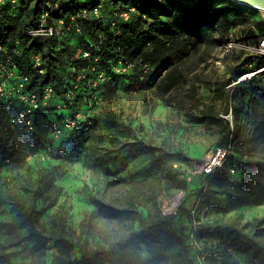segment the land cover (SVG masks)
Returning <instances> with one entry per match:
<instances>
[{
	"label": "trees",
	"instance_id": "obj_1",
	"mask_svg": "<svg viewBox=\"0 0 264 264\" xmlns=\"http://www.w3.org/2000/svg\"><path fill=\"white\" fill-rule=\"evenodd\" d=\"M42 1L33 0L32 5L30 0L0 4V61L9 57L17 62L19 72L31 78L30 90L40 97L44 87L53 89L47 104L35 112L34 132L24 125L12 128L6 111L0 109V172L17 166L20 157H33L47 147L52 148L51 153L58 149L59 146L50 142L55 138L51 126L58 121L51 117L50 111L58 107V100H64L69 112L75 115L81 109L84 97L90 95L89 90L92 93H114L124 86L129 92H138L159 84L169 92L180 82L175 72L181 63L202 46L214 44L215 33L237 25L243 13L241 6L224 0H117L125 4L132 2L137 11L130 20L121 21L115 27L95 19H81V33L72 28L65 29L60 37L29 36L26 31L39 24L38 11ZM64 1V8L76 13L77 0ZM94 1L102 0H87L86 6ZM259 30L261 39L264 36L262 18ZM81 39L86 40V44L78 51ZM35 54L41 55L43 74L31 63ZM119 59L134 62L136 66L128 73L116 74L111 64ZM144 64L149 68H143ZM92 67L106 72L107 79L90 88L88 82L96 78L95 73H89ZM163 72L167 74L161 79ZM251 72L254 74L250 78L232 86L228 99L230 104L224 110L226 115L233 113L234 122L231 125L230 120L225 119L226 140L219 146H231V153L214 173L202 175V185L191 206H176L166 213L160 207L156 194L151 199L152 205L140 210L131 205L116 206L90 194L89 200L98 215L134 223L126 234L103 246L82 247L81 256L73 257V234L64 217L51 218L50 231L41 225V217L57 204L62 193V186L58 183L62 175L59 168L41 166L37 167L34 184L24 188L28 193L27 202L0 194V210L7 204L17 206L12 219L0 220V233L5 236L0 243L1 248H28L31 252L29 264H198L189 231L178 219L183 214L192 221V208L197 198H200L199 212L210 209V198L217 193L225 195L226 210L264 204V117L258 105L260 99L264 100V55L249 57L246 68L237 73L235 80ZM83 74L89 78H83ZM70 90L75 93L72 102L67 98ZM70 139L63 146L74 152L80 143L76 136ZM124 148L125 159L149 154L152 166L160 164L164 157L192 159L181 151H167L142 140L126 142L122 151ZM234 170L238 171L237 177L233 175ZM178 182V187H188L186 179ZM260 226L257 222L253 232H246L235 224L201 223L198 239L203 240L207 236L221 239L225 244L223 250L204 245L206 250L220 256L219 260L208 257L207 264H238L232 258L233 252L243 254L248 264H264V241L261 239L264 233L257 231ZM51 241H54L58 255L48 263L46 249ZM14 255L15 252L0 254V264L10 261Z\"/></svg>",
	"mask_w": 264,
	"mask_h": 264
},
{
	"label": "rangeland",
	"instance_id": "obj_2",
	"mask_svg": "<svg viewBox=\"0 0 264 264\" xmlns=\"http://www.w3.org/2000/svg\"><path fill=\"white\" fill-rule=\"evenodd\" d=\"M224 1L237 4L233 0ZM29 3L32 5L33 0ZM239 6L243 11L239 23L228 30L219 29L214 44L204 45L186 58L175 72L180 82L171 91L165 92L159 84L138 92H129L124 86L114 93H92L89 90L90 95L84 97L81 109L75 115L69 112L64 100H58L60 106L50 114L68 135L63 141L50 140L54 146H59L55 152L25 159L20 157L17 166L0 172V194L27 202L28 193L24 188L34 184L37 167H58L62 173L58 179L62 193L57 204L41 217L40 222L50 231L51 218L64 217L73 234V257L81 256L82 247L103 246L126 234L134 223L98 215L89 200L90 194L116 206L131 205L140 210L152 205L151 199L156 194L166 213L176 206H191L204 179L202 175H192L193 164L225 142V119H229L231 125L234 122L232 112L229 115L224 113L230 104L232 86L254 74L247 73L235 80L237 73L246 68L249 57L264 55V52L248 47L260 39V11ZM78 44L79 51L84 48L86 40L81 39ZM166 74L163 72L161 79ZM258 105L264 117V100L260 99ZM68 120L75 123L72 129H67L65 122ZM74 136L78 137L80 146L70 152L63 144ZM136 140L171 152L181 151L192 159L164 157L156 166L151 165L149 154L125 159L126 148L122 151V147L126 142ZM237 174L238 171L234 170L233 175L237 177ZM185 179L188 187H178V181ZM209 203L211 207L205 218L208 224H235L246 232H253L258 222L261 226L257 231L264 233V204L226 210V197L222 193L211 196ZM16 207L12 204L3 206L0 220L12 219ZM178 219L188 232L191 226L188 218L180 214ZM4 238L0 233V243ZM261 239L264 241V234ZM202 242L206 246L225 248L221 239L205 236ZM46 250L50 263L58 255L54 241L48 243ZM7 252H15V255L1 264H29L31 260L28 248L5 250L0 246V254ZM232 258L238 264H248L243 254L233 252Z\"/></svg>",
	"mask_w": 264,
	"mask_h": 264
},
{
	"label": "built area",
	"instance_id": "obj_3",
	"mask_svg": "<svg viewBox=\"0 0 264 264\" xmlns=\"http://www.w3.org/2000/svg\"><path fill=\"white\" fill-rule=\"evenodd\" d=\"M87 0H77L78 10L76 13H71L68 8H64L66 2L64 0H43L38 11L39 24L26 31L29 36L37 37H60L65 33V29H72L78 33L82 32L83 24L79 20L95 19L98 22H103L104 25L115 27L119 22L130 20L134 12L137 11L136 6L131 2L125 4L117 0H102L94 1L89 7L86 6ZM92 1V0H91ZM6 2L15 3L17 0H0V4ZM261 18L264 21V10H259ZM68 18H70L68 20ZM251 49H257L264 52V36L255 45L248 44ZM89 56V53H85ZM31 63L34 68H39L43 74L42 58L40 54H35L31 57ZM136 64L134 62L125 61L122 59L113 61L111 64L112 71L116 74H125L130 72ZM143 68L148 69V65L144 64ZM95 73L96 78L88 82V87L93 88L103 83L107 79V74L104 71L91 68L89 73ZM83 78H89L87 74H83ZM31 89V78L19 72L17 62L12 58H5L0 61V109L6 111L9 116V124L12 128L24 125L29 131L36 130L34 123L35 112L42 106L46 105L48 100L53 95L51 87L43 88L42 97ZM74 90L67 93V98L72 102L74 100ZM60 104L58 105V107ZM66 123L67 129H72L75 126L73 120H68ZM52 135L56 138L65 137V134L60 128V124L56 121L51 126ZM33 145V144H32ZM52 152L51 147L43 151H39L33 155L45 156ZM231 153V146H217L204 159L196 161L193 164L194 172L192 175H209L214 173L218 168L223 166L224 161ZM30 157L32 155H29ZM191 179V176L188 177ZM200 198H197L192 208L193 219L189 230L190 243L197 252L198 264H207L208 257H214L217 260L220 256L217 252L206 250L202 240L198 239L199 225L206 220L207 208L199 212ZM199 212V213H198ZM220 264V263H218Z\"/></svg>",
	"mask_w": 264,
	"mask_h": 264
},
{
	"label": "water",
	"instance_id": "obj_4",
	"mask_svg": "<svg viewBox=\"0 0 264 264\" xmlns=\"http://www.w3.org/2000/svg\"><path fill=\"white\" fill-rule=\"evenodd\" d=\"M239 5L248 6L256 10H264V0H233Z\"/></svg>",
	"mask_w": 264,
	"mask_h": 264
}]
</instances>
